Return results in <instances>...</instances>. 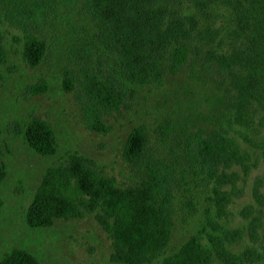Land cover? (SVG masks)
<instances>
[{
	"label": "trees",
	"instance_id": "trees-1",
	"mask_svg": "<svg viewBox=\"0 0 264 264\" xmlns=\"http://www.w3.org/2000/svg\"><path fill=\"white\" fill-rule=\"evenodd\" d=\"M9 1L8 15L15 21L25 16L40 22L47 17L44 4L52 0ZM58 2L69 21L75 62L83 69L100 52L106 62L98 73L84 70L80 79L94 130H106L102 116L117 110L127 95L164 87L179 74L190 80L209 75L214 89L197 131L188 129L197 108L192 102L179 100L176 116H162L161 148L147 126L132 127L122 148L123 159L135 170L129 182H119L91 157L67 151L42 173L25 209L26 224L48 227L55 219L91 214L110 239V264L264 263L260 209L246 203L237 211L243 219L230 209L243 193L240 180L257 165L250 146H264V0ZM22 39L26 63L37 65L47 56L42 34L25 30ZM66 82L71 88L72 81ZM34 86V93L47 88L44 81ZM21 135L39 154L57 152L56 132L43 118L31 116ZM2 155L0 143V184L7 171ZM191 173L195 200L201 185L208 203L194 230L168 250L175 190L189 183ZM186 191L192 195V188ZM253 195L259 196L256 188ZM1 204L0 198V210ZM0 264L39 260L25 247H12L2 253Z\"/></svg>",
	"mask_w": 264,
	"mask_h": 264
},
{
	"label": "rangeland",
	"instance_id": "rangeland-1",
	"mask_svg": "<svg viewBox=\"0 0 264 264\" xmlns=\"http://www.w3.org/2000/svg\"><path fill=\"white\" fill-rule=\"evenodd\" d=\"M10 8L9 0H0V43L4 54L0 61V143L7 169L0 184V256L12 247H25L36 254L39 264H110V239L91 214L55 219L48 227L32 228L26 224L25 209L42 173L67 151L77 150L91 157L119 182L131 181L135 170L123 159L122 148L132 127L137 124L147 126L152 142H157L154 145L161 148L159 122L163 121L162 116L174 115L177 102L183 100L184 104L192 102L197 107L191 118L193 122L188 126L190 131H197L205 123L201 111L207 108L206 100L214 89L213 84L209 75H203L201 80H190L179 74L164 87L127 95L117 110L102 116L106 130H94L90 127L89 98L80 79L84 70L98 73L99 69H104L106 62L102 53L98 59L94 55L83 69L75 62L70 52L69 21L63 17L58 0L44 4L47 17L40 22L25 16L15 21L8 15ZM25 30L42 34L48 42L47 56L37 65H30L22 58ZM67 80L72 81L69 89ZM42 81L46 83V90L34 93V85ZM31 116L43 118L53 126L58 142L55 154H39L24 142L22 125ZM260 130V136L264 138V129ZM250 147L258 160L257 165L240 180L243 193L230 209L243 219L237 214L243 205L252 203L259 208V239L264 243V146ZM188 181L175 190V226L168 250L175 249L194 230L208 203V193L201 191V185L197 187L199 199L195 200L192 173L188 175ZM188 187L192 188V195L186 191ZM254 188L258 198L253 195Z\"/></svg>",
	"mask_w": 264,
	"mask_h": 264
}]
</instances>
